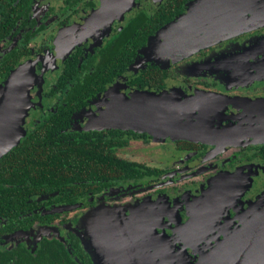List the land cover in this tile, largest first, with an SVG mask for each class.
Listing matches in <instances>:
<instances>
[{"label": "flooded vegetation", "instance_id": "flooded-vegetation-1", "mask_svg": "<svg viewBox=\"0 0 264 264\" xmlns=\"http://www.w3.org/2000/svg\"><path fill=\"white\" fill-rule=\"evenodd\" d=\"M166 1L0 4V68L32 81L19 133L0 128V148L13 144L8 152L30 154L37 143L25 141L48 139L53 117L65 116V132L87 142L98 137L100 154L125 163L106 162L111 171L95 179L82 172L64 180L61 190L29 196L30 208L16 218L0 215L6 264L36 261L16 253L35 257L53 242L76 264H197L226 237L258 224L264 209V23L222 26L233 12L213 0L211 16L192 15L203 0H189L175 19L151 22ZM176 20L175 29L185 26L187 35L168 40L176 33L171 29L162 37V27ZM151 24L161 26L144 41L137 37L142 44L133 56L118 63L107 50L123 29L131 41ZM158 97L164 112L160 106L154 115L143 110ZM167 111L169 122L162 121ZM121 114L127 123L103 124ZM151 142L163 143V161L150 165L124 154L132 143L146 149Z\"/></svg>", "mask_w": 264, "mask_h": 264}, {"label": "trees", "instance_id": "trees-1", "mask_svg": "<svg viewBox=\"0 0 264 264\" xmlns=\"http://www.w3.org/2000/svg\"><path fill=\"white\" fill-rule=\"evenodd\" d=\"M6 1L0 0V4ZM188 1L167 0L165 3L166 8H161L162 12L159 13L158 11L151 22L156 18L168 21L170 18H174L172 16L174 13L178 16L181 15L185 10L183 4ZM160 26V24H151L145 28L146 32H138L131 41L129 40L128 28H125L112 37L107 50L114 55L116 53L118 63H120L126 60L127 57L133 56L132 53L142 44V41L137 42V37L141 39V36H143L144 41L146 35ZM10 72V67H1L0 79L10 76ZM90 81L93 82L95 79L92 78ZM72 100L74 99L72 98ZM53 118L49 123L51 131L49 130L48 139L46 136H35L25 141L30 143L36 141L37 146L33 152H30V154L17 153L19 150L17 148L16 153L12 150L0 159V215L8 214L10 217L16 218L17 214L30 208L28 204L29 196L43 192L47 193L52 190H61L65 184L64 180L79 179L82 172H86L85 176L88 179L97 178L98 172H110V168L104 167L106 162H111L116 168L121 164H125L117 158L105 157L104 154H100L98 152L100 147L98 137H94L90 142H87L83 136L77 138L79 134L73 136L65 132L68 127L65 116L58 121L55 117ZM84 164L85 167H83ZM27 177L30 181L23 182L21 180ZM102 177L105 176L102 175ZM42 251L35 257L25 255L20 251L16 254L17 258L22 260H36L27 264H48L49 262L50 264H76L71 259L68 260L66 254L55 242L44 244ZM0 258V264H6L4 256ZM17 264L22 263L17 262Z\"/></svg>", "mask_w": 264, "mask_h": 264}, {"label": "water", "instance_id": "water-1", "mask_svg": "<svg viewBox=\"0 0 264 264\" xmlns=\"http://www.w3.org/2000/svg\"><path fill=\"white\" fill-rule=\"evenodd\" d=\"M198 3L201 0H194L193 2ZM211 0H203V4L200 9L192 11L188 8L185 15L191 17V14H197L201 12L210 13L208 16H211L213 13L216 14L214 8L210 6ZM215 2V7L225 9L230 14V22L222 26H229L232 29L249 27L253 28L256 25L264 23V0H213ZM201 11V12H200ZM235 13V14H234ZM250 14L251 16H248ZM246 15L248 17H246ZM253 17L252 19H250ZM218 18V17H217ZM215 18V19H217ZM228 17H225L227 20ZM238 20L236 25L235 22ZM179 20H176L175 23L162 28V37L165 32H169L171 29L174 30L175 26L178 25ZM216 25V24H215ZM229 27L226 31H229ZM214 29L215 26H212ZM174 33L171 36H168L167 39H173L174 41H180L184 36L187 35L185 32V26L182 27L179 31L174 30ZM218 32L217 29L214 30L211 34ZM195 34V30L188 32V34ZM230 33L226 32L225 34ZM178 49H175L176 52ZM20 76V77H19ZM32 83L31 80L28 81L23 79L18 74L17 71L11 73L7 81L3 86H0V110H2L0 117V128L1 130H11L16 129L19 133L20 125L24 121V118L27 114L28 101H29V90ZM163 99L158 97L154 102H147L148 105L154 106L148 112L151 115L156 114L155 109L159 112L158 106L162 109L161 112H164ZM146 104V103H145ZM147 114V115H149ZM167 118L162 119V121L169 122L172 117L170 111L166 113ZM158 118V117H157ZM164 118V116H162ZM155 121H153L154 123ZM119 123H127L124 120L123 114L119 115L117 119H106L103 124L107 128L116 127ZM152 123V124H153ZM17 135V134H16ZM18 138H14L17 142ZM13 141V139L11 140ZM13 144H8L0 148V158L9 151ZM258 224L253 223L246 226L245 229H242L233 235L226 237L224 240L220 241L216 246H214L210 252L203 255L197 264H264V209L259 213L256 218Z\"/></svg>", "mask_w": 264, "mask_h": 264}, {"label": "rangeland", "instance_id": "rangeland-1", "mask_svg": "<svg viewBox=\"0 0 264 264\" xmlns=\"http://www.w3.org/2000/svg\"><path fill=\"white\" fill-rule=\"evenodd\" d=\"M164 45H165V42H164ZM173 46H174V43L173 44H169V47H166V50H169V48H174ZM182 51H183V49H181V52ZM178 53H180V52H178ZM142 107L145 108L143 110H147V109L152 108L154 106H150V105L147 106L145 104ZM152 110H154V112L157 113V111L155 109H152ZM186 111H188V110H186ZM193 114H194V112L193 113L192 112L191 113H187L186 116L189 119H192V115ZM151 133H153V131H151ZM162 134H163V132H162ZM172 135H174V134H172ZM161 146L163 148V146H164L163 143H162V145H158L157 142H151V144H149V147L148 148L141 149L142 146L140 144H138V143H132V145L127 150H125L126 153H124V154H126V155H128V156H130V157H132L134 159H136L137 162L138 161H141V162H146L147 164L153 165L155 163V159H156V161H161V159L163 161V159H164V158H162L163 155L162 156L160 155V153L162 152ZM144 150H147L148 154L150 153V155L147 156V157L146 156L143 157ZM147 152H145V153H147Z\"/></svg>", "mask_w": 264, "mask_h": 264}]
</instances>
